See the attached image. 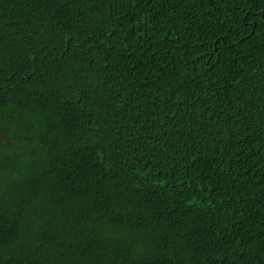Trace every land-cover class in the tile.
<instances>
[{"label": "trees", "instance_id": "obj_1", "mask_svg": "<svg viewBox=\"0 0 264 264\" xmlns=\"http://www.w3.org/2000/svg\"><path fill=\"white\" fill-rule=\"evenodd\" d=\"M0 264H264V0H0Z\"/></svg>", "mask_w": 264, "mask_h": 264}]
</instances>
